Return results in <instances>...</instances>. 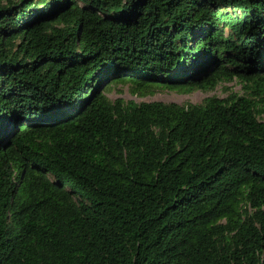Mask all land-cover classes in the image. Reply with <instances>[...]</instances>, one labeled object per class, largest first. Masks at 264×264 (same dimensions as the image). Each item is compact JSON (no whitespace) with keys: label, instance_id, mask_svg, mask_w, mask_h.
Returning <instances> with one entry per match:
<instances>
[{"label":"trees","instance_id":"obj_1","mask_svg":"<svg viewBox=\"0 0 264 264\" xmlns=\"http://www.w3.org/2000/svg\"><path fill=\"white\" fill-rule=\"evenodd\" d=\"M262 117L264 0H0V264H264Z\"/></svg>","mask_w":264,"mask_h":264},{"label":"rangeland","instance_id":"obj_2","mask_svg":"<svg viewBox=\"0 0 264 264\" xmlns=\"http://www.w3.org/2000/svg\"><path fill=\"white\" fill-rule=\"evenodd\" d=\"M222 30L224 36L228 35V28L224 26ZM127 83H129L127 79L123 81L112 80L104 87L101 94L106 95L110 99L122 98L124 101H133L134 103L157 101L164 103L174 102L177 104H200L208 96L227 98L230 93L239 95L242 92L240 84L234 80L229 83H220L212 91H190L187 86H180L174 89L163 87L152 95L136 97L129 93L126 86Z\"/></svg>","mask_w":264,"mask_h":264}]
</instances>
